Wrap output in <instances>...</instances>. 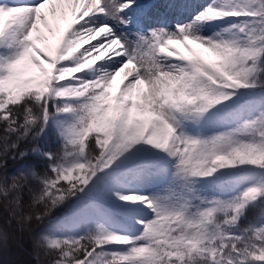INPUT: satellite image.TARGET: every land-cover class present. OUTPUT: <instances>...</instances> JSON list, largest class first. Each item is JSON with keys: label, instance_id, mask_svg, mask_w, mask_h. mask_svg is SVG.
I'll use <instances>...</instances> for the list:
<instances>
[{"label": "snow or ice", "instance_id": "1", "mask_svg": "<svg viewBox=\"0 0 264 264\" xmlns=\"http://www.w3.org/2000/svg\"><path fill=\"white\" fill-rule=\"evenodd\" d=\"M163 7L0 0V251L264 264V0Z\"/></svg>", "mask_w": 264, "mask_h": 264}, {"label": "trees", "instance_id": "2", "mask_svg": "<svg viewBox=\"0 0 264 264\" xmlns=\"http://www.w3.org/2000/svg\"><path fill=\"white\" fill-rule=\"evenodd\" d=\"M29 259L30 257L17 249L15 244H10L7 251H0V264H24Z\"/></svg>", "mask_w": 264, "mask_h": 264}, {"label": "rangeland", "instance_id": "3", "mask_svg": "<svg viewBox=\"0 0 264 264\" xmlns=\"http://www.w3.org/2000/svg\"><path fill=\"white\" fill-rule=\"evenodd\" d=\"M146 2H147V0H141V3H144V4H145ZM162 6H164V5H162ZM160 11H164V7H163V10L160 9ZM53 29L55 30V25H53ZM43 34H44L46 37H48V39H49L50 41L53 40V37L51 36L50 33L47 32V30H44V31H43ZM179 47H181V50L183 51L182 46H179ZM115 93H116V89H113L112 94L115 95Z\"/></svg>", "mask_w": 264, "mask_h": 264}]
</instances>
